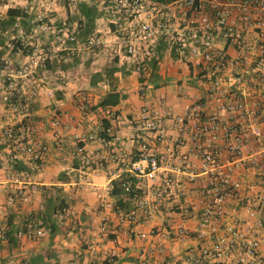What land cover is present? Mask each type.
I'll return each instance as SVG.
<instances>
[{
    "label": "crops",
    "instance_id": "1",
    "mask_svg": "<svg viewBox=\"0 0 264 264\" xmlns=\"http://www.w3.org/2000/svg\"><path fill=\"white\" fill-rule=\"evenodd\" d=\"M79 3L83 10L92 6L91 13L80 11ZM8 7L23 13L8 20ZM38 12L51 22L49 30L34 27ZM89 17L93 24L84 38L79 37L85 31L82 20ZM66 34L75 35V40H69ZM90 35L99 40L86 46L85 39ZM245 37L252 44L256 40L253 31L245 33ZM8 40L14 43L12 49L4 46ZM21 44L28 46L29 53L18 50ZM228 51L232 48L228 47ZM150 57L155 60V67L148 59L145 70L138 72L109 22V10L103 0H0V91L7 73L16 72L21 64H31L28 76L17 78L21 90L30 98L28 107L22 113L12 111L0 98V220L8 227L6 235L0 237V264H102L104 259L110 264H138L141 258L147 264H175L185 252L210 244L209 236L175 233L178 224L196 228L197 186L205 180L204 173L199 172L196 180L188 181L183 172L171 168L177 160L169 156L167 163L161 161L159 174L175 178L176 183L169 187L170 191L165 188L156 196L150 191L158 189L159 178L137 181L131 173L120 171L121 162L137 160L136 144L140 138L159 157L167 156L170 139L179 129L172 120L174 114L183 115L186 124L197 125L207 113L219 110L224 114L223 104L231 91L240 93L253 110L264 96V88H254L246 81L234 82L239 72L247 74V63L226 67L220 75L221 87L215 89L211 88L213 77L205 66L183 62L160 40L155 42ZM109 67H114L111 74H107ZM112 86L122 97L117 104L106 107V113L96 103ZM166 101L174 108L166 107ZM143 104L162 119V136L140 131L138 115ZM108 114L111 118L105 138L98 131L101 117ZM21 118L29 119L35 126L32 142L44 146L30 163L9 160L1 135L4 126ZM243 118L237 116L238 120ZM55 119L58 122L54 124ZM255 120L261 135L245 143L244 150L264 141V121L257 117ZM81 133L91 137L74 138ZM76 143L88 156L83 167L74 150ZM217 144H222V140L218 139ZM187 148L184 145L180 150ZM113 151L121 154L120 159L110 158ZM223 156L222 167H230L232 175L243 183L251 181L250 168L231 164L225 160L227 154ZM190 158L196 169L198 156L192 153ZM14 172L19 177L17 184L8 180ZM123 174L132 176L139 195L146 198L148 204L143 210L135 208V199L124 192L110 194L111 180ZM30 183H35L38 190L22 200L18 187L27 188ZM9 194L12 199L8 201ZM183 202L191 205L185 221L180 220ZM167 207L171 212L165 210ZM133 208L135 219H124L123 215ZM226 208L228 214L245 215L238 200L226 202ZM40 215L44 220L42 236L17 235L18 230L26 229L27 221ZM101 222L103 229L99 227ZM261 233L264 238V224ZM259 250L264 253V245ZM232 257V249L227 250L226 258Z\"/></svg>",
    "mask_w": 264,
    "mask_h": 264
},
{
    "label": "built area",
    "instance_id": "2",
    "mask_svg": "<svg viewBox=\"0 0 264 264\" xmlns=\"http://www.w3.org/2000/svg\"><path fill=\"white\" fill-rule=\"evenodd\" d=\"M28 1V0H27ZM109 10V22L120 37L126 55L132 61L138 72H143L146 60L158 40L164 42L169 51L185 63L205 66L212 75L211 88H220V75L226 67L250 65L247 74L238 73L234 82L246 81L258 88H264V0H103ZM35 25L43 30H49L51 22L47 16L38 12L34 17ZM253 31L255 42L249 43L245 33ZM69 40H75V35H65ZM98 38L90 35L85 39L86 46L94 45ZM7 49H12L11 40L5 42ZM228 47L232 51H228ZM19 51L29 53L26 44L18 46ZM32 62V60L30 59ZM30 63L21 64L14 73H7L0 91L1 100L12 111L23 112L29 105V96L18 84L17 78H25L30 72ZM223 104L225 113L212 111L200 118L197 125L184 122L181 114H174L172 120L179 124L178 134L170 139L171 149L167 156L159 157L151 151L144 138L137 140V160L128 163L121 162L120 171L129 172L137 181L160 179L157 190L151 193L160 196L176 179L160 175L161 163L176 158L171 168L183 172L188 181L196 180L199 172L205 174V180L198 186L199 208L195 229H189L182 224L175 227L177 235L197 238L209 236L211 242L200 246L194 252L187 251L176 259L175 264H264V253L259 250L264 245L261 229L264 224V141L257 147L243 149L250 139H258L261 129L255 118L264 121V96L257 100L256 106L250 110L240 93L231 91ZM108 113L109 110L105 109ZM244 116L238 120L237 116ZM138 119L140 131L145 134L153 132L158 136L164 133L162 119L157 112L146 104L141 105ZM58 119L53 120L57 123ZM34 124L27 118H21L3 127L1 135L8 147V159L33 162L44 146L32 142L31 134ZM108 130V129H107ZM90 135L75 134L77 140L90 138ZM218 139L222 144L218 145ZM187 145V150L180 147ZM75 153L83 167L88 156L82 145L76 143ZM199 158L197 168H194L190 154ZM223 153L226 161L250 168L252 179L243 183L232 175L230 167L223 166ZM121 154L111 152L110 158L120 159ZM162 161V162H161ZM32 167V166H31ZM160 176V177H158ZM8 180L19 182L18 174L12 173ZM84 182V181H83ZM120 185L124 192L132 194L135 208L143 210L147 207L145 197L139 195L138 185H131L123 180ZM152 188V187H151ZM38 190L35 183L27 188L18 187L19 196L27 200L29 195ZM184 193V190H183ZM9 194L7 200H11ZM240 201L245 215L239 217L228 214L226 202ZM167 212L171 209L167 207ZM191 212V205L183 202L180 220L185 221ZM227 215H229L227 217ZM136 217L135 209L123 215L128 221ZM221 221V222H220ZM43 218L36 217L27 221L24 231L18 230L17 235L30 237L43 235ZM220 222V223H219ZM100 229L104 228L103 222ZM7 225L0 220V237L6 235ZM141 236L144 233H140ZM232 249V259L226 258L227 250ZM89 264H94L90 262ZM138 264H147L141 258Z\"/></svg>",
    "mask_w": 264,
    "mask_h": 264
},
{
    "label": "trees",
    "instance_id": "3",
    "mask_svg": "<svg viewBox=\"0 0 264 264\" xmlns=\"http://www.w3.org/2000/svg\"><path fill=\"white\" fill-rule=\"evenodd\" d=\"M79 9L80 11L84 12L85 14H88L89 12L91 13V10L93 9L92 6H86L85 10H83V4L79 3ZM21 10L15 8V7H8L6 9V19L10 20L11 18H15L17 16L21 15ZM83 22V27H84V32H81L78 36L84 38L86 35V31L87 29H89L92 24H93V19L92 18H85L82 20ZM153 57V56H152ZM149 60L151 61V67L154 68L155 67V60L152 59L151 57H149ZM148 61V60H147ZM114 70V67H109L107 68V74H111L112 71ZM122 94L115 89L114 86H112L111 88H109L108 91H106V93L97 101L96 105L103 111V109H105L106 107L115 105L118 103V101L121 99ZM109 118H111V115L108 114L106 116L101 117V128L98 131V135L107 138V129L109 128ZM126 180L129 181L131 185L133 184V178L131 175H126L123 174L121 176L118 177L117 180H111V188H110V194L112 195H119V193L124 192L120 182ZM125 194H127L129 197H132L131 193L128 192H124ZM38 217H42V215L38 216ZM111 262L107 261V260H103L102 264H110Z\"/></svg>",
    "mask_w": 264,
    "mask_h": 264
},
{
    "label": "rangeland",
    "instance_id": "4",
    "mask_svg": "<svg viewBox=\"0 0 264 264\" xmlns=\"http://www.w3.org/2000/svg\"><path fill=\"white\" fill-rule=\"evenodd\" d=\"M166 107H169V108H174L173 104L169 101H166L165 104H164Z\"/></svg>",
    "mask_w": 264,
    "mask_h": 264
}]
</instances>
